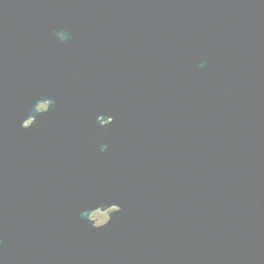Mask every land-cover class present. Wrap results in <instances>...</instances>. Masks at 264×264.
Masks as SVG:
<instances>
[{
	"label": "water",
	"instance_id": "1",
	"mask_svg": "<svg viewBox=\"0 0 264 264\" xmlns=\"http://www.w3.org/2000/svg\"><path fill=\"white\" fill-rule=\"evenodd\" d=\"M0 264H264V0H0Z\"/></svg>",
	"mask_w": 264,
	"mask_h": 264
},
{
	"label": "rangeland",
	"instance_id": "2",
	"mask_svg": "<svg viewBox=\"0 0 264 264\" xmlns=\"http://www.w3.org/2000/svg\"><path fill=\"white\" fill-rule=\"evenodd\" d=\"M40 104H43V103H40ZM40 107H43V106H40ZM103 213H107V211L106 210L104 211L96 210L91 213V218L96 220V223H102L105 221V215H103Z\"/></svg>",
	"mask_w": 264,
	"mask_h": 264
},
{
	"label": "flooded vegetation",
	"instance_id": "3",
	"mask_svg": "<svg viewBox=\"0 0 264 264\" xmlns=\"http://www.w3.org/2000/svg\"><path fill=\"white\" fill-rule=\"evenodd\" d=\"M41 106V105H40Z\"/></svg>",
	"mask_w": 264,
	"mask_h": 264
}]
</instances>
